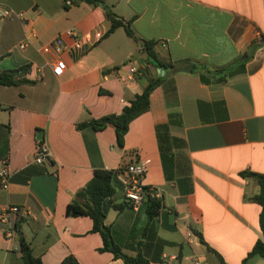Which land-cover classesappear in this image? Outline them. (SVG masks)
<instances>
[{
  "label": "crops",
  "instance_id": "obj_1",
  "mask_svg": "<svg viewBox=\"0 0 264 264\" xmlns=\"http://www.w3.org/2000/svg\"><path fill=\"white\" fill-rule=\"evenodd\" d=\"M104 1L131 22L138 40L123 28L109 34L101 7L83 3L65 11L64 0H0V10L13 12L0 19V75L29 67L16 76L21 84L0 85V169L7 158L11 178L0 189V264H25L21 238L43 264H63L70 256L79 264H126L103 251L93 219L67 212L96 171L137 162L148 166L145 186L163 196L150 219L147 204L136 210L125 200L123 179L116 177L105 224L124 254H141L150 264H195L196 258L243 264L264 241L262 206L251 201L260 189L242 176L264 175V0ZM31 30L36 36L27 41ZM69 30L104 37L74 59ZM60 35L67 48L45 54ZM255 41L259 48L243 73L222 84L202 82L200 68L233 65ZM146 42L156 43L157 58L176 69L150 65ZM59 59L67 63L62 77L53 74ZM127 66L142 71L124 83L119 77ZM147 76L166 79L152 93L150 109L130 124L123 148L111 125L79 128L121 114L143 93ZM172 114H180L181 126L170 128L174 141L162 150L157 127ZM38 143L51 152L43 165L34 162ZM11 207L21 212L5 217ZM251 262L264 264V258Z\"/></svg>",
  "mask_w": 264,
  "mask_h": 264
},
{
  "label": "trees",
  "instance_id": "obj_2",
  "mask_svg": "<svg viewBox=\"0 0 264 264\" xmlns=\"http://www.w3.org/2000/svg\"><path fill=\"white\" fill-rule=\"evenodd\" d=\"M88 4L94 7H101L106 12L107 19L111 23L109 34L115 32L117 29L123 28L127 35L135 40H138L135 33L131 28V22H126L118 17L110 6L104 0H64L63 8L69 11L73 6H80L81 4ZM264 43V36L262 37V44ZM156 43L146 42L145 50L147 52V61L150 65L157 69H176L174 64L162 63L154 52ZM259 46L257 42H253L249 50L242 55L233 65H229L220 69L210 70L207 68H200L199 74L201 80L205 84H222L229 78L241 74L245 70L246 64L253 59ZM142 71V69H140ZM29 72V67L22 68L15 72L3 73L0 75V85L2 86H15L21 84L23 81L16 78L17 74ZM148 85L141 95H138L124 107L123 112L119 115H108L99 120H91L87 123L79 125V128L90 127L95 131H100L108 126H113L116 131L117 142L120 147H124L125 137L129 131L130 124L146 113L150 109L152 93L164 83L166 77H150L147 76ZM173 125L181 126L180 114H172L170 121L166 125L157 127L158 138L162 150L165 145L169 144L170 140L174 139L170 136V128ZM6 128L9 129V126ZM169 149V148H168ZM2 159H7L3 157ZM126 169L121 168L116 171L99 170L96 171L94 178L81 190L76 199L68 206V215L72 217H90L94 221V231L100 233L104 240L103 251L113 253L116 258L123 259L126 264H150L149 261L141 254L136 257H131L124 254L121 248L116 244L112 230L106 226L105 220L107 217L108 206L107 201L110 200L116 193L114 183L116 177L124 173ZM245 178H251L259 187L260 191L257 195L251 198V201L258 203L262 206L260 215V228L264 235V175L255 174L251 172H244L242 174ZM150 208L149 217L152 219L157 215L160 209V201L155 198H148L146 203ZM123 206L118 207V210H123ZM202 243H205L203 238L200 237ZM22 241V255L25 264H43L40 258L33 256L30 245L21 238ZM254 257L264 258V241H259L252 252L249 253L243 264H252L251 260ZM63 264H79L77 260L70 256L66 258Z\"/></svg>",
  "mask_w": 264,
  "mask_h": 264
},
{
  "label": "built area",
  "instance_id": "obj_3",
  "mask_svg": "<svg viewBox=\"0 0 264 264\" xmlns=\"http://www.w3.org/2000/svg\"><path fill=\"white\" fill-rule=\"evenodd\" d=\"M13 12L10 10H0V19H6L12 17ZM35 37L34 31L31 30L29 36H27V41L31 37ZM65 36H68L73 40L70 47L64 46L63 36L60 35L56 40L51 44L46 45L43 50L45 54H61L64 49L67 48L68 53L76 59L82 57L88 49L92 46L93 40L99 41L104 37V34L100 31H97L93 34H88L85 36H79L72 30H69L65 33ZM20 49H25L27 43H23L20 46ZM128 74L121 75L119 80L124 83L134 80V78L140 73V69L127 66ZM67 69V63L65 60L59 59V61L53 66V74L56 77H62ZM51 157V152L48 149L45 143H38L34 155V162L38 165L45 164ZM3 167L0 169V189L7 190L10 186L11 178L8 170V159L2 161ZM148 173V166L144 162H137L135 164L129 165L124 173L121 174L124 183V198L127 202L132 204V206L139 210L144 206L148 198H155L161 200L163 196L162 190L155 187H147L144 184V180ZM21 209L19 207H11L3 211L5 217L10 214H19ZM191 238V235L188 236ZM195 264H203V261L200 258H196Z\"/></svg>",
  "mask_w": 264,
  "mask_h": 264
},
{
  "label": "water",
  "instance_id": "obj_4",
  "mask_svg": "<svg viewBox=\"0 0 264 264\" xmlns=\"http://www.w3.org/2000/svg\"><path fill=\"white\" fill-rule=\"evenodd\" d=\"M183 72H191L192 71V68H191V66L188 68V69H183L182 70ZM172 74V73H171ZM162 75L164 76L165 75V71L164 70H162Z\"/></svg>",
  "mask_w": 264,
  "mask_h": 264
}]
</instances>
